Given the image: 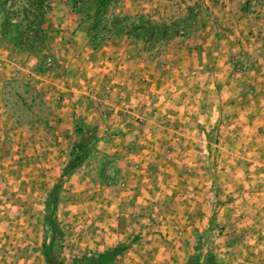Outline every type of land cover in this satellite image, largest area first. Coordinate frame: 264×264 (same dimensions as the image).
<instances>
[{
  "label": "rangeland",
  "instance_id": "374dc122",
  "mask_svg": "<svg viewBox=\"0 0 264 264\" xmlns=\"http://www.w3.org/2000/svg\"><path fill=\"white\" fill-rule=\"evenodd\" d=\"M49 2L40 46L18 49L0 29V264H46L45 203L57 183V251L66 263L128 244L114 264H187L201 231L232 218L220 212L224 197L216 201L221 183L199 180L202 169L215 177L222 153L191 151L188 131L207 126V140L197 137L205 145L233 127L237 146L264 147V91L253 96L249 87L260 70L247 60L264 51V0H120L116 12L159 22L193 15L153 50L115 37L95 49L69 0ZM77 117L99 139L60 182ZM132 131L140 135L133 142L125 139ZM241 179L231 178L239 187Z\"/></svg>",
  "mask_w": 264,
  "mask_h": 264
},
{
  "label": "trees",
  "instance_id": "16d2710c",
  "mask_svg": "<svg viewBox=\"0 0 264 264\" xmlns=\"http://www.w3.org/2000/svg\"><path fill=\"white\" fill-rule=\"evenodd\" d=\"M73 10L87 24L90 45L98 48L111 38L132 39L142 42L146 50H153L157 45L166 43L192 24L193 15L175 23L159 22L145 15H125L116 12L120 0H69ZM248 2L242 8L248 12ZM49 0H0V29L4 40L11 42L18 49L29 50L40 46L47 39L44 28L47 13L50 11ZM186 32V31H185ZM98 131L84 117H77L74 123L73 139L69 147L60 182L71 177L83 167L98 142ZM60 183L52 187L46 200L45 224L49 238H46L42 252L46 264H68L57 251L58 243L63 238L56 212L59 202ZM196 252L189 257L187 264H224L216 258L213 249L208 247L201 252L203 237L200 236ZM129 248L120 244L101 253L85 254L73 259L70 264H114L119 256Z\"/></svg>",
  "mask_w": 264,
  "mask_h": 264
},
{
  "label": "crops",
  "instance_id": "0c3cea01",
  "mask_svg": "<svg viewBox=\"0 0 264 264\" xmlns=\"http://www.w3.org/2000/svg\"><path fill=\"white\" fill-rule=\"evenodd\" d=\"M256 53L262 56L260 60H250L249 57L247 59L249 60V66L257 67L260 70L257 74L250 77L249 87L252 89L251 93L256 92L253 96L264 91V51L259 50ZM243 54L245 55L247 53L243 52ZM248 54H251V52ZM243 58L245 60L246 56H243ZM259 113L260 116H263V112ZM205 119L201 116L200 121L205 123ZM252 122L255 121L252 120ZM229 129H231V132L226 131V135L217 133L218 135L214 144H208V141H205V143L207 142L205 145H201V140L200 143H197V137L201 135V137L204 136L205 140H207L206 137L209 134L207 126H204L200 132L188 131L190 135L188 138L192 139V141H187L191 146V151L199 150L208 155L209 153H213L212 147H215L216 149L214 150L217 153H222L221 158H219L213 170L215 177L209 178L208 175L204 177L203 174H207L208 172L207 169H202L201 171L198 170V172L202 173L199 180L201 181L207 178L206 185L208 188H212L213 185L216 187L218 185L217 183H221L219 185L220 190L218 191L222 192V194H218L216 201L220 200L221 196H223L226 203L220 206V212L221 214L228 212L232 216L230 219H221L222 222H220L219 227L216 229L213 228L212 231L207 229L210 227V223L205 230L203 229L201 231L202 233L198 235L199 238L200 236L203 237V248L201 252L204 254L208 247L212 248L217 260L224 264H264V147L260 149H258V146L251 148L250 144H254L253 140L251 142L246 140L247 142H245L246 145L244 147L237 146L234 142L238 138L240 129L236 130L233 127H229ZM246 132L248 134L249 130ZM249 134L251 133L249 132ZM138 136H140L139 132L132 131L126 134L125 139L133 142V140L139 138ZM260 140L262 139L259 138ZM230 141H232L231 144ZM241 141L243 142L245 140ZM224 153L230 155H225ZM198 166L201 167V165ZM234 173H237L238 178H242L240 180L241 188L237 186L238 183L232 182L231 180ZM206 202L207 199H205ZM216 217H218V214H216ZM189 228L188 238L193 240V232L194 236L197 237L195 234L196 230L194 231V227L192 226ZM197 231L199 232V230ZM233 232L236 234V237L238 236V239L235 241H233L234 238H231ZM208 238L216 240L214 244L212 243L214 245L213 247L209 246L208 243L204 245L205 240H208ZM174 244L172 243L171 247ZM196 244L194 243L192 245V249L196 247ZM145 245L144 248L143 244L137 243L133 244V248L142 252H145V250H154L151 246L152 244ZM163 247L157 250H165ZM191 252L193 254L195 250L187 251L188 254H191ZM157 257H160V255H157ZM183 257L186 258L185 254H183Z\"/></svg>",
  "mask_w": 264,
  "mask_h": 264
}]
</instances>
